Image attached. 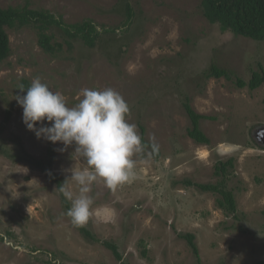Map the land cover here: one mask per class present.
<instances>
[{
  "label": "rangeland",
  "instance_id": "rangeland-1",
  "mask_svg": "<svg viewBox=\"0 0 264 264\" xmlns=\"http://www.w3.org/2000/svg\"><path fill=\"white\" fill-rule=\"evenodd\" d=\"M127 1L135 17L125 28ZM201 1L0 0V7L47 9L66 23L89 19L102 31L92 47L80 40L69 47L53 28L54 40L62 42L53 55L39 46L35 28H6L11 53L0 61L1 137L34 158L46 159L52 148L48 172L61 184L70 169L88 167L73 154L75 145L62 152V144L37 139L23 123L15 99L25 95L19 83L39 78L69 107L82 98V89H114L129 105L126 119L139 134L143 125L149 144L133 157L130 182L114 191L100 179L91 185L94 203L84 227L95 239L72 225L57 180L32 162L0 153V264H119L102 240L117 245L125 264H264V146L255 137L264 130V84L250 90L235 83L259 71V63L264 68V40L222 30L204 16ZM212 64L227 69L230 78L206 76ZM185 94L196 112L211 117L200 120L209 144L187 134ZM229 157L237 218L216 205L217 193L184 183H214L215 163ZM68 188L79 195L74 181ZM188 232L197 258L178 236Z\"/></svg>",
  "mask_w": 264,
  "mask_h": 264
},
{
  "label": "clouds",
  "instance_id": "clouds-1",
  "mask_svg": "<svg viewBox=\"0 0 264 264\" xmlns=\"http://www.w3.org/2000/svg\"><path fill=\"white\" fill-rule=\"evenodd\" d=\"M19 89L25 90L23 85ZM81 97L69 107L63 94L35 78L26 94L15 98L23 109V123L37 139L62 144V152L75 145L73 154L88 165L82 170L70 169V177L59 187L71 203L66 215L75 227L85 226L92 215L91 185L100 179L114 191L130 182L135 178L133 157L143 152L142 137L137 126L126 119L130 108L119 92L85 88ZM69 180L79 186L78 196L69 190Z\"/></svg>",
  "mask_w": 264,
  "mask_h": 264
},
{
  "label": "trees",
  "instance_id": "trees-1",
  "mask_svg": "<svg viewBox=\"0 0 264 264\" xmlns=\"http://www.w3.org/2000/svg\"><path fill=\"white\" fill-rule=\"evenodd\" d=\"M202 10L204 16L211 22L216 23L222 30H229L235 35L250 38L252 40H264V0H202ZM124 20L122 25L125 28L132 23L135 13L133 7L129 1L125 3ZM23 26H31L37 30V42L44 52L50 54H56L62 50V42L55 41V34L52 31L53 28H58L63 35V41L70 47L71 41L80 40L89 47L94 46L96 40L101 37L102 31L89 19L82 20L80 22L66 23L61 16H56L54 13L47 9L31 8L27 4L23 6H7L0 7V61L8 57L11 53L9 45V37L6 28H20ZM113 30V29H110ZM109 29H104V32H109ZM260 70H253L250 78L244 80L238 77L235 81L238 87L247 86L250 90L259 87L264 84V68L259 63ZM206 76L221 77L225 76L230 78L229 71L225 68L211 65L206 72ZM31 82L23 78L20 83L24 86L25 90L21 91L26 94V89ZM181 103L185 112L190 120V126L187 128V134L195 142L200 144H209V137L201 130L200 120L203 118H211L210 116L200 114L196 112L190 105V98L188 95L181 97ZM9 110L7 111L6 119L9 116ZM140 135L142 137L143 146L149 145L144 140V127L139 123ZM2 125H0V153L5 157H8L12 161H25L32 162V167L47 172L49 176L57 180L48 169L52 162V148L48 149V157L34 158L28 152L25 151L19 144H9V141L1 137ZM257 145H260L256 142ZM152 147V146H151ZM153 148V147H152ZM154 150L155 156H158V151ZM234 160L229 157L227 160L219 159L214 165V174L218 179L214 183H201L191 179H185L186 186H193L201 191H211L217 193L215 198L216 205L224 209L227 212L233 213L234 217L237 215V206L234 195V188L228 185L230 180V174ZM58 188L61 182L57 180ZM62 194V193H61ZM62 201L66 212L71 207L69 201L62 196ZM81 232L88 238L95 239L94 235L86 227H78ZM8 235H13L11 230L6 232ZM178 236L185 238L188 244L191 246L193 254L197 258V249L193 242V233H178ZM0 239H3L0 236ZM102 244L112 250L113 254L119 260V264H125V260L122 254L118 251L117 245L113 242L102 240ZM142 255H146V251H142ZM53 260L48 258L47 261ZM62 264V263H58Z\"/></svg>",
  "mask_w": 264,
  "mask_h": 264
},
{
  "label": "water",
  "instance_id": "water-1",
  "mask_svg": "<svg viewBox=\"0 0 264 264\" xmlns=\"http://www.w3.org/2000/svg\"><path fill=\"white\" fill-rule=\"evenodd\" d=\"M262 131H264V130H262V129L258 130L255 137H256V141L258 144L264 145V138H263L264 133H262Z\"/></svg>",
  "mask_w": 264,
  "mask_h": 264
},
{
  "label": "flooded vegetation",
  "instance_id": "flooded-vegetation-1",
  "mask_svg": "<svg viewBox=\"0 0 264 264\" xmlns=\"http://www.w3.org/2000/svg\"><path fill=\"white\" fill-rule=\"evenodd\" d=\"M264 146V145H263Z\"/></svg>",
  "mask_w": 264,
  "mask_h": 264
}]
</instances>
